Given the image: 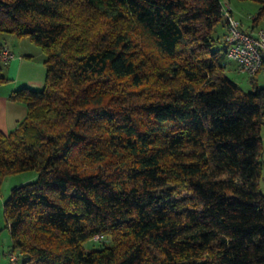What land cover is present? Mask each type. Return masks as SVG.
<instances>
[{
	"label": "trees",
	"instance_id": "16d2710c",
	"mask_svg": "<svg viewBox=\"0 0 264 264\" xmlns=\"http://www.w3.org/2000/svg\"><path fill=\"white\" fill-rule=\"evenodd\" d=\"M222 3L0 0L44 53L0 130V179L36 172L4 202L21 264H264V84L224 73Z\"/></svg>",
	"mask_w": 264,
	"mask_h": 264
},
{
	"label": "rangeland",
	"instance_id": "374dc122",
	"mask_svg": "<svg viewBox=\"0 0 264 264\" xmlns=\"http://www.w3.org/2000/svg\"><path fill=\"white\" fill-rule=\"evenodd\" d=\"M228 5L231 9L232 15L238 20H240L243 28L249 29L247 26L250 25L253 19L257 16L258 4L252 0H229ZM256 21L257 27H255V30L264 29V15L259 16ZM224 32L225 27L219 23L215 27L214 36L222 40ZM3 37H5L4 41L7 43L11 51L9 49L8 50L15 55L20 54L24 51L27 52V54H32L36 58V60H41L40 58L44 55L40 47L31 42L27 37H17L12 34L10 36L8 34H0L1 41ZM214 49H218L221 52L222 61L224 63V73L234 82H236L243 91H250L253 88V83L251 81L250 76L254 78V81L258 85L264 84V71L261 70L254 75H248L246 72H243L238 68L237 63L234 60H231L226 56L225 52L222 50L221 43L217 45ZM36 62L41 63L40 61ZM152 68L153 70L155 69L153 65ZM152 71H148L149 82L152 79L153 81H156L158 79V77H156L155 73H153ZM42 86L38 88L42 89ZM149 86H152V83H150ZM151 91L152 89H143V92L145 93H151ZM261 138L262 141H264V127H262L261 129ZM35 177V171L27 170L7 174L1 177L0 179V264H9L8 256L11 244L9 230L6 226L4 202L8 198L10 191L13 187L34 180ZM91 245L92 243L90 241L85 244L86 247H89ZM15 264L21 263L18 260Z\"/></svg>",
	"mask_w": 264,
	"mask_h": 264
},
{
	"label": "crops",
	"instance_id": "0c3cea01",
	"mask_svg": "<svg viewBox=\"0 0 264 264\" xmlns=\"http://www.w3.org/2000/svg\"><path fill=\"white\" fill-rule=\"evenodd\" d=\"M229 2V0H223ZM248 28L251 25L247 26ZM257 27V26H255ZM251 27V30L255 29ZM9 36L11 34H8ZM7 38V36H6ZM2 38L4 47L10 50L7 43ZM11 51V50H10ZM36 60L32 54L21 52L20 54H13L9 60H1L0 64L4 67V72L7 80L0 83V130L8 132L14 128L18 121L26 115V107L18 101H13L9 98L10 93L20 87L38 88L44 84L45 66L44 55ZM40 61L41 63H37Z\"/></svg>",
	"mask_w": 264,
	"mask_h": 264
},
{
	"label": "built area",
	"instance_id": "2783aa9c",
	"mask_svg": "<svg viewBox=\"0 0 264 264\" xmlns=\"http://www.w3.org/2000/svg\"><path fill=\"white\" fill-rule=\"evenodd\" d=\"M222 16L226 22L225 33L222 41L226 46V56L234 60L238 68L248 75L256 74L262 62H264V29L247 31L241 25L240 20L235 18L227 2L221 6ZM13 53L7 48L0 51L1 60H9ZM94 239H101V235H94ZM9 264H15L18 261L16 252H9Z\"/></svg>",
	"mask_w": 264,
	"mask_h": 264
}]
</instances>
